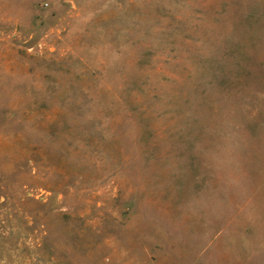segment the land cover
<instances>
[{
  "label": "rangeland",
  "instance_id": "374dc122",
  "mask_svg": "<svg viewBox=\"0 0 264 264\" xmlns=\"http://www.w3.org/2000/svg\"><path fill=\"white\" fill-rule=\"evenodd\" d=\"M0 264H264V0H0Z\"/></svg>",
  "mask_w": 264,
  "mask_h": 264
}]
</instances>
